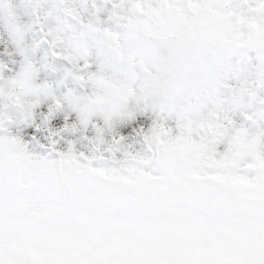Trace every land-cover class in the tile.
Masks as SVG:
<instances>
[{"label":"snow or ice","instance_id":"obj_1","mask_svg":"<svg viewBox=\"0 0 264 264\" xmlns=\"http://www.w3.org/2000/svg\"><path fill=\"white\" fill-rule=\"evenodd\" d=\"M0 264H264V0H0Z\"/></svg>","mask_w":264,"mask_h":264}]
</instances>
